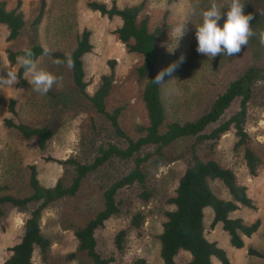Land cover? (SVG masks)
I'll return each mask as SVG.
<instances>
[{
	"label": "trees",
	"instance_id": "16d2710c",
	"mask_svg": "<svg viewBox=\"0 0 264 264\" xmlns=\"http://www.w3.org/2000/svg\"><path fill=\"white\" fill-rule=\"evenodd\" d=\"M175 1L168 0V3ZM245 5V13L253 17L250 24L254 35L236 56L223 57L219 64L221 75L214 78L209 70L201 78L191 76L192 71L198 69L194 62L185 65L176 61L173 64H178V67L165 76L164 82L157 84L152 80L160 73V47L166 35V22L162 21L161 25L150 29L149 18L142 14L145 0L123 8H119L116 1H112L110 6L96 1L88 3L90 10L120 20L121 24L115 30L117 38L128 52L140 57L133 75L143 85L141 100L147 124H136L127 132L123 126L127 104L120 102L109 109L108 98L113 89L112 66L109 74L101 76L97 89L92 94L88 92L82 61L83 56L92 50L91 32L88 29H83L78 35L72 51L52 50L49 57L61 61L59 64L68 71L73 88L88 101L92 113L104 120L115 136L124 140L125 146L108 142L96 149L92 161L84 162L77 156L61 161L65 176L70 175L68 182L61 178L51 187L43 186L32 165L29 167L26 193L11 194L6 187L0 186V223L7 207L24 215L23 235L10 248L11 254L2 264H34L35 252L42 261H47L52 243L42 232L43 212L64 199L77 197L90 176L111 159L132 161V167L104 189L101 208L96 210L95 215L76 227L74 237L77 249L67 258L74 260L82 257L84 264H118L115 257H106L100 252L98 231L112 218L126 220L125 226L116 232L113 239V246L118 252L124 251L130 234L143 238L147 212L136 209L125 192L136 186L138 192L135 197L142 204H148L154 189L150 186L145 165H165L184 157L187 158L186 169L177 182L174 195L168 199L173 209L165 212L166 220L157 236L161 263L213 264V260H216L219 264H231L227 252L206 238L204 217L205 210L210 209V229L220 225L228 235L230 246L235 249L244 248L245 238H251L260 227L259 220L246 224L241 218L232 217L241 207L255 209V204L247 187L238 182L234 170L223 166L213 156L222 136L232 133L235 138L233 148L241 152L247 174L255 178L264 166L262 152L248 131L250 124L256 122L258 114L264 111V44L260 42V33L264 31V0H257L254 8L252 2L245 1ZM20 7V0L12 9H7L6 2L0 0V25L6 26L9 42L17 40L26 28ZM45 8L46 0H39L30 24L32 28L42 22ZM256 37L258 43L254 41ZM25 48H31L37 58L43 56L40 44L31 43ZM21 50L9 51L7 60L17 64ZM68 57L71 58L72 67L67 64ZM200 68L206 71L201 63ZM182 72L185 75L182 76ZM25 73L19 64L17 78L22 84H25ZM186 103H196L193 118L189 114L183 121H178L168 115L169 109L176 114L190 109L183 108ZM7 112L9 117L3 120L7 129L15 130L25 141H35L40 150L47 147L54 134L52 125L32 126L15 121L18 114L13 99L9 101ZM89 121L91 129L98 131L96 120L92 117ZM181 139H192L184 156L176 155L172 150ZM204 143H208L209 147L201 152L200 145ZM214 184L221 186L228 198L219 196L213 189ZM181 252L187 253L190 259L177 262L176 257ZM247 254L264 258L252 247L247 248ZM132 264L149 263L143 258H136Z\"/></svg>",
	"mask_w": 264,
	"mask_h": 264
},
{
	"label": "rangeland",
	"instance_id": "374dc122",
	"mask_svg": "<svg viewBox=\"0 0 264 264\" xmlns=\"http://www.w3.org/2000/svg\"><path fill=\"white\" fill-rule=\"evenodd\" d=\"M3 1L6 2L7 9H12L18 0ZM20 1V10L26 21V28L21 36L15 41H7L8 30L6 26L0 25V186L6 187L7 192L11 194L27 192L29 167L32 165L36 168L40 184L51 187L61 178L64 182L69 181L70 175L65 176L61 161L77 156L81 161L89 162L92 161L99 146L108 142L125 146V142L115 136L104 120L92 113L88 101L73 88L68 71L49 56H41L38 60L42 66L61 79L46 95L33 91L28 82L31 76L27 72L23 76L25 84L20 83L18 78L14 85L5 83L7 73L11 71L17 74L19 66L18 63L11 64L7 60L9 51L20 50L31 43H37L53 51L70 52L76 44L78 35L83 29H88L91 32L92 50L82 58L88 92L92 94L97 89L101 76L109 74L112 66L113 89L108 98L109 109L120 102L127 104L123 118V126L127 132L136 124H147L141 100L143 85L139 84L133 75L134 68L140 63V57L128 52L127 47L117 38L115 30L121 24L118 18H108L88 7V3L93 1L103 2L108 6L112 1H116L118 7L123 8L139 4L142 0H46L45 15L36 28H32L30 24L39 0ZM245 1L252 2L253 8L257 3V0H242L244 7ZM209 2L210 0H176L168 3V0H145L142 14L149 18L150 29L161 25L162 21L167 24L166 35L161 40V60L158 66L160 72L174 62L180 61L183 56L181 64L189 65L194 62L198 68L192 71L191 76L198 75V78H201L209 70L214 78L221 75L219 64L224 57L222 54L211 60L196 51L195 25L200 23L198 12L206 8ZM193 12L197 14L193 15ZM186 19L188 20L184 24V35L180 38L178 46L169 51L175 46L172 37L177 35L178 26ZM254 41L259 42L257 37ZM200 63L206 71L201 70ZM183 75L185 72H182ZM10 99L15 101L18 114L15 121L32 126L52 125L54 134L45 149L40 150L35 141H25L15 130L7 129L3 125L4 118L9 117L7 107ZM185 107L191 108L180 111L181 114L169 109L168 115L178 121H183L190 115H192L190 118H193L196 114L194 113L196 103L191 105L186 103L183 108ZM92 117L98 124V131H93L90 127L89 120ZM248 131L254 136L264 158V111L258 114V119L250 124ZM234 142L232 133L225 134L216 144L213 156L223 166L234 170L238 182L247 187L255 204V209L241 207L232 214V217L241 218L246 224L259 220L260 227L251 238H245L244 248L235 249L230 246L228 235L220 225L210 229L212 212L206 209L205 236L227 252L231 264H264V258L247 254V248L252 247L264 256V166L259 169L255 178H251L243 165L241 152L233 148ZM191 143L192 139L178 140L172 150L176 155L184 156ZM208 147V143L201 144L200 151L203 152ZM186 166V157L165 165H145L150 186L154 189L152 199L148 204H142L135 197L138 192L136 186L125 192L136 209L147 212L143 228L144 237L139 239L130 234L126 248L123 252H118L113 246V239L116 232L125 226L126 220L112 218L97 233L98 247L103 255L115 257L118 264H132L136 258H143L149 264H162L157 236L166 220L165 212L173 209L168 199L174 195L177 182ZM131 167L132 161L111 159L90 176L77 197L64 199L47 208L42 216V232L52 243L50 258L42 261L38 252H35L34 264H84L85 259L82 257L74 260L67 258L77 249L74 230L95 215L96 210L101 208L104 189ZM213 189L219 196L228 198L221 186L214 184ZM23 224L24 215L7 207L6 215L0 223V264L11 254L10 248L20 241ZM189 259L190 256L184 252L176 257L177 262ZM213 264L219 263L213 260Z\"/></svg>",
	"mask_w": 264,
	"mask_h": 264
},
{
	"label": "clouds",
	"instance_id": "9594fccd",
	"mask_svg": "<svg viewBox=\"0 0 264 264\" xmlns=\"http://www.w3.org/2000/svg\"><path fill=\"white\" fill-rule=\"evenodd\" d=\"M192 14L196 15L197 13L193 12ZM198 15L200 23L195 25L196 51L208 59L213 60L218 54L228 57L236 56L241 52L243 46H247L249 38L254 35L250 24L253 17L250 13H245L242 0H210L206 8L199 10ZM187 20L178 26L177 35L172 37L175 40V46L169 51L178 46L180 38L184 35V24ZM221 21H223L222 24ZM260 42L264 44V31L260 33ZM51 51L50 48L43 47L42 55L49 56ZM21 53L17 56V62L31 76V80L28 82L33 91L46 95L61 77L42 66L31 48H23ZM180 62H183V56H181ZM56 63L59 64L61 61L57 60ZM67 64L72 67L70 57L67 58ZM176 67L178 64L169 65L152 81L157 84L164 82L165 76L170 75ZM4 82L14 85L17 82V74L9 71Z\"/></svg>",
	"mask_w": 264,
	"mask_h": 264
}]
</instances>
